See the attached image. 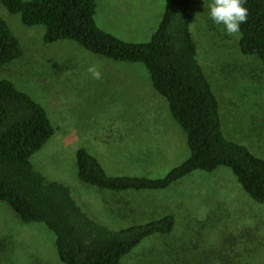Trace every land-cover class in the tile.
Here are the masks:
<instances>
[{
  "label": "rangeland",
  "instance_id": "1",
  "mask_svg": "<svg viewBox=\"0 0 264 264\" xmlns=\"http://www.w3.org/2000/svg\"><path fill=\"white\" fill-rule=\"evenodd\" d=\"M96 2L97 25L135 43L151 40L166 8V0ZM193 2L191 31L220 99L224 135L264 159V68L240 52L239 33L228 35L209 18L213 0ZM0 15L24 49L19 60L0 67V80L12 81L46 108L56 127L32 157L35 167L70 187L86 213L111 229L175 217L171 234L144 239L122 264H264V204L229 167L194 171L162 190L113 193L80 181L82 147L108 174L164 177L190 156L186 133L143 63L114 61L72 40L45 44L43 26L27 27L1 5ZM0 264L63 263L45 224L24 222L0 201Z\"/></svg>",
  "mask_w": 264,
  "mask_h": 264
},
{
  "label": "trees",
  "instance_id": "2",
  "mask_svg": "<svg viewBox=\"0 0 264 264\" xmlns=\"http://www.w3.org/2000/svg\"><path fill=\"white\" fill-rule=\"evenodd\" d=\"M27 27L43 26L45 44L72 40L114 61L143 63L156 92L187 136L190 156L164 177L108 174L86 148L77 151L80 181L113 193L162 190L197 170L229 167L244 190L264 204V159L225 137L220 99L199 59L191 31L193 0H166L164 16L149 42L120 39L95 20L96 0H0ZM247 21L240 25L238 48L264 68V0H246ZM24 55L20 38L0 15V67ZM56 134L46 108L8 79L0 80V201L21 220L45 224L56 236L63 264H122L144 239L175 229L171 214L122 229L90 217L70 187L48 179L32 162Z\"/></svg>",
  "mask_w": 264,
  "mask_h": 264
},
{
  "label": "clouds",
  "instance_id": "3",
  "mask_svg": "<svg viewBox=\"0 0 264 264\" xmlns=\"http://www.w3.org/2000/svg\"><path fill=\"white\" fill-rule=\"evenodd\" d=\"M246 0H213L209 6V18L217 25H223L228 35L240 32V25L247 21ZM99 78V73L94 72Z\"/></svg>",
  "mask_w": 264,
  "mask_h": 264
}]
</instances>
